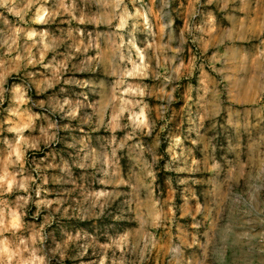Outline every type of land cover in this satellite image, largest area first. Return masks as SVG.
Listing matches in <instances>:
<instances>
[{
    "label": "rangeland",
    "instance_id": "rangeland-1",
    "mask_svg": "<svg viewBox=\"0 0 264 264\" xmlns=\"http://www.w3.org/2000/svg\"><path fill=\"white\" fill-rule=\"evenodd\" d=\"M0 264H264V0H0Z\"/></svg>",
    "mask_w": 264,
    "mask_h": 264
},
{
    "label": "crops",
    "instance_id": "crops-1",
    "mask_svg": "<svg viewBox=\"0 0 264 264\" xmlns=\"http://www.w3.org/2000/svg\"><path fill=\"white\" fill-rule=\"evenodd\" d=\"M246 19V18H245ZM252 19V18H251ZM248 23V22H247ZM245 24V22L243 23V25ZM259 24H261V22H259L258 20H253L251 22V25H249V27L247 28V31L250 32V36L254 35V32H257V29H259ZM253 34V35H252Z\"/></svg>",
    "mask_w": 264,
    "mask_h": 264
}]
</instances>
